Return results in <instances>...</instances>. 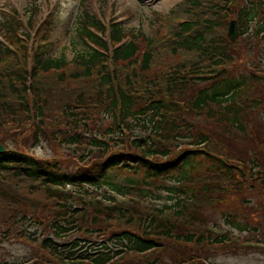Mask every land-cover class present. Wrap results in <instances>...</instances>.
Listing matches in <instances>:
<instances>
[{
    "label": "trees",
    "instance_id": "16d2710c",
    "mask_svg": "<svg viewBox=\"0 0 264 264\" xmlns=\"http://www.w3.org/2000/svg\"><path fill=\"white\" fill-rule=\"evenodd\" d=\"M229 1L206 7L205 2L184 0L183 4L173 8L172 13L187 7L185 17L173 22L177 23L175 29L171 24L172 30L162 36L136 34L125 40L128 34L114 23L109 33L112 48L103 36L107 29L96 15L82 16L79 32L86 43L90 40L93 45H87L78 60L67 62L64 57H45L52 46L47 41L33 50L31 66L28 65L31 37L19 30L21 23L15 22L16 15H8L12 23L8 19V28L0 30L7 41V44L0 41V116L4 115L0 120L15 114L11 102L17 94L21 111L26 113L27 120H32L31 126L37 127L32 130L31 140L35 142L40 132L46 135L45 107L47 104L48 110L52 109L50 101L53 99L49 97L52 88L40 78L52 71L65 75L62 82L68 77L94 76L89 84L96 88L94 96L97 99L94 123L88 124L94 113L84 110L88 107L84 102L88 92L84 91L76 97V105H67L63 111L67 118L63 123L70 122L73 128L51 131L52 139L58 143L64 141L74 149L72 168H64L58 157L37 156L21 147L7 146L0 153V203L8 206L6 213L0 214V235L40 240L50 255L62 256L65 263L80 260L89 264H115L118 258L127 261L117 264H162L165 262L163 256L151 260L144 256L162 248L166 242L170 251L179 248L182 252L186 251L181 245L205 242L204 233H196L203 231H197L195 226L203 223L204 205L222 199L219 194L225 196V192L232 191V188L228 189L232 182L226 185L228 191L223 189L224 185L221 187V180L232 178L234 166L243 176L248 175L245 173L246 162L252 167L257 166L256 177L264 180V168L257 159L247 160L244 154L237 155L239 158H235L234 165L212 152L216 151L212 148L221 142L238 144L253 138L250 115L262 104L261 99L257 101L249 96L253 92L249 85L258 83L260 75L236 79L225 71L233 62L230 48L236 46V42L230 43L226 34L228 8V15L232 12L238 20L240 34L256 25V36H264L262 1L246 0L237 12L227 6ZM33 10L28 11V25ZM170 14L164 17L169 24L172 23ZM51 18H47L44 27ZM50 29L49 26L45 36L49 35ZM8 44L11 47L5 46ZM16 44L20 48L16 49ZM161 46L184 55L185 59L160 78L151 77L147 72L151 69L153 52ZM119 62L128 70L126 73L117 70ZM73 64L76 67L71 68ZM66 67L70 68L69 76ZM139 72H146L147 78L141 79L143 76H139ZM92 93L89 98H94ZM76 107L82 109L77 111ZM100 121H108V126L103 128ZM206 122L217 126L212 129L213 133L208 134L202 129ZM3 125L0 123V127ZM116 144L121 147H114ZM81 145L83 147L76 150L75 147ZM200 156L211 164L206 166L205 173H202L203 169L194 170L192 165L195 160L197 165L203 160ZM117 170L130 174L113 180L111 176ZM10 182L15 186H19L18 182L27 183L28 192L20 196L5 190ZM238 182L232 184L239 192L244 181ZM99 186L104 187L102 193L95 189ZM36 192L45 194L56 208L48 213L47 223L38 219L42 215L32 211L34 214L30 216L25 209L26 206L30 209L28 198ZM26 223L35 225L39 232L27 228ZM86 224H100L103 228L87 227ZM232 224L238 226L239 223L233 221ZM110 225L116 229L106 240L92 247L94 252L86 250L79 254L60 250L59 244L44 233L50 229L57 235L82 229L100 233ZM210 238L213 244H224L229 240L228 236L219 233ZM33 257V264L41 263L37 255ZM133 257L138 261L135 262ZM43 264L46 263L43 261Z\"/></svg>",
    "mask_w": 264,
    "mask_h": 264
},
{
    "label": "rangeland",
    "instance_id": "374dc122",
    "mask_svg": "<svg viewBox=\"0 0 264 264\" xmlns=\"http://www.w3.org/2000/svg\"><path fill=\"white\" fill-rule=\"evenodd\" d=\"M226 1L228 0H225V2ZM261 1V8L263 11L264 0ZM198 2L200 4L205 2V4H207L206 7H209L212 3L223 4L224 0H198ZM246 2V0H230L227 6L230 7L231 11L233 8V10L237 12ZM183 3L184 0H0V30H2L3 27L8 28L7 23L9 20L12 23L10 16L16 15L18 17L15 22L21 23L19 30L22 29L23 32H28L32 38L29 40L31 48L28 54V65L30 66L34 62L32 54L35 47L47 41L51 42L52 46L44 54L45 57H64L67 62H73L80 58L79 56L83 50L87 49V45L91 46L93 44H90V40L89 43L83 40L79 32V21H81L79 18L86 17V15H96V17L102 21V25L105 24L104 27L108 28L107 32L103 34L105 37H108L109 29L113 27L114 23H117L122 28L123 32L128 34L125 40L129 39L130 35L136 34L140 36H152L153 34L162 36L168 34L169 31L172 30L171 24L175 29L177 23L173 22L180 17H185L187 7L185 9H177L172 13L176 5ZM229 3L231 4L229 5ZM33 8H36V10H33ZM29 10H33L34 14L28 25L26 20L29 21ZM231 13L228 15V8L226 13V18H229L228 23L235 18V15ZM169 14L172 20L170 24L169 20H164V17L169 16ZM8 15L10 16L8 17ZM48 15L52 16V18L50 23L44 27L46 22L43 21ZM174 16L179 17L174 18ZM181 20L182 19H180V21ZM15 25L16 24H14V26ZM49 26L51 27L50 33L48 36H45V32H49ZM252 27L253 28L248 29L246 33L240 34L235 41H232L228 38L227 26V38L230 43L236 42V46L230 48L231 51L229 52L233 56V62L228 64L225 71L236 79H251L254 75H260L258 83H251L249 85L251 86L250 90L253 91L249 93V96L253 99H257V101L261 99L262 102V104L258 105L256 110H253L250 115V119L252 120L249 122L250 129L253 128L251 131V136L253 138L238 144H234L235 141L229 144L221 142V144H217L218 147L212 148L216 150L212 152L223 157L225 160H230L234 165V161H236L235 158H239L237 155L244 154V158L247 160L250 158L257 159L260 167L264 168V71L261 70L262 73L259 70L264 69V36L260 34L256 36L255 29L257 27L256 25ZM29 30H32V35L29 33ZM105 40L110 47L111 43L106 38ZM140 45L142 46L143 42H141ZM5 46L11 47L10 44ZM19 46V44H16V49L20 48ZM169 50L161 46L157 51L153 52L154 58L150 66L151 69L147 72L151 77L155 76L160 78L162 74L173 70L177 63L185 59L183 58L184 55L172 53ZM120 63L121 62L118 63L117 70L126 73L128 70L123 68ZM73 66L76 67V64L71 65V68ZM69 69V67L65 68L67 76L70 74ZM73 70H75V68H73ZM147 73L139 72L138 75L143 76L141 79H144L147 78ZM62 78H65V75L61 74L60 71H52L43 74L40 78L42 82H45L52 88V91L49 93L52 94L49 97L53 99L50 101L52 109L48 110L49 106H47V104L45 107L46 117H44V126L46 127L44 130L46 135L40 132L35 142L31 140L32 130H35L37 127L36 125L31 126L32 120L26 119V113L21 111L17 102V94H15V100L11 102L15 114L9 115L6 120H0V123L4 124L0 127V143L19 149L21 147L22 150L30 151L37 156L45 158L58 157V160H60L59 163L61 162L60 164H62L64 168H72L75 163V156L72 154L74 149L71 146H67L64 141H62V145V143H58L57 140L52 139L51 131L56 130L57 132L59 130L64 131L62 128H73L70 122L63 123L67 120V118L63 116V111L67 105H76V97L84 91L88 92L84 96V98L86 97L84 102L88 103V107L84 110L90 113L95 112L94 105L97 97L95 98L94 93L96 88L89 84V81L95 78L94 76L88 78L68 77L63 82ZM123 80L124 78H121V81ZM90 93H92L91 96H94V98H89ZM46 97L44 98L47 100ZM32 99L31 96L30 103H32ZM81 109L82 108L78 107L75 108L77 111ZM3 116H0V118L3 119ZM92 116L90 117V120H92L88 124L96 121L95 113L94 117ZM101 124L104 128L108 126V121L104 123L101 122ZM216 127L214 123L209 124L206 122L202 129L206 130L209 134L213 133L212 129ZM218 131H220V128H218ZM113 146L121 147V145L117 144ZM78 147L82 148L83 146L75 147L76 150L80 149ZM227 156H232L234 159H229ZM200 157L201 159L203 158V156ZM203 160L205 159L203 158ZM203 160L198 165L196 160L193 162L192 165H194V170L201 171L203 169L202 173L207 172L205 168L207 165L211 164L209 161ZM245 166V173L248 175H240L239 171L241 170L234 166L232 169L233 173H231L233 175L232 178L230 180H221V187L223 185L225 187H222L223 189H227L228 186L226 185L231 182L234 184L238 181L240 183H242L241 181H244V183L248 182L246 184L243 183V189L239 192L235 191V187L231 183L228 189L232 188V191L225 192V196L219 194L222 199H218L211 204H206L202 208L203 223L200 224L199 227L195 226V229L197 231H203L196 233H204L205 242L201 241L198 245L189 244V246H186V244H179L186 252H182V249L179 248H174L170 251V249H168V243L164 242L166 245L164 244L162 248L154 250V252L147 257L144 256L145 259L151 260V258L156 257L159 259L163 256L165 262L162 264H264V180L256 177L255 171L257 168L255 167L257 166L252 167L247 162ZM128 174L130 173L125 170H117L115 175L112 174L111 178L115 180L116 178L126 177ZM141 174L142 171H140L139 175ZM18 184L19 186H15L13 182H10L9 186H5L4 188L14 194L18 193L20 196L28 192L27 183L18 182ZM95 189L100 193L104 191L103 186H99ZM28 204L31 210L27 206L25 209L30 216L34 214L32 211H35L38 216H43L38 217V219L45 223L50 219V217L48 218V213H52L56 210L51 200L42 192H36L30 195ZM45 204L47 206L46 210L44 209ZM7 207V205L0 203V214H5ZM233 221L239 223L238 226L233 225ZM70 226H72V224H70L69 227ZM86 226L103 228L100 224H86ZM26 227L32 231L39 232V230L35 229V225L31 224V226H29V224L26 223ZM114 229H116L115 226L110 225L108 228L105 227L104 231L100 233L95 231L84 232L83 229L79 231L71 230L61 235H57L51 229L44 230L46 231L44 233L45 235L51 236L59 244L58 247L60 250L65 249L79 254L86 250L94 252L92 247L106 240V237ZM211 229H214V231ZM0 233L2 234L1 230ZM217 233L225 234L228 236L229 240L224 244H213L210 236ZM16 235L15 233V236ZM3 236L4 235H0V264H33V258L35 259V257H33L34 255L40 258V264H43V261L46 264H89L87 261L81 262L80 260L74 263H65L60 258L62 256L50 255L47 250L42 247L40 240L31 241L25 238H19V236L15 238H6V236ZM77 237L80 239L73 241ZM136 258L137 257H133L135 262L138 261ZM115 261V264H117L127 260L118 258Z\"/></svg>",
    "mask_w": 264,
    "mask_h": 264
},
{
    "label": "water",
    "instance_id": "95a60500",
    "mask_svg": "<svg viewBox=\"0 0 264 264\" xmlns=\"http://www.w3.org/2000/svg\"><path fill=\"white\" fill-rule=\"evenodd\" d=\"M240 34L239 24L237 19H232L228 25V37L230 40L235 41ZM5 146L0 143V152L5 151Z\"/></svg>",
    "mask_w": 264,
    "mask_h": 264
}]
</instances>
